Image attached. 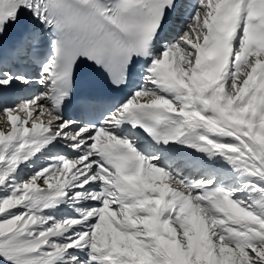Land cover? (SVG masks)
I'll return each mask as SVG.
<instances>
[{"label": "snow or ice", "instance_id": "snow-or-ice-1", "mask_svg": "<svg viewBox=\"0 0 264 264\" xmlns=\"http://www.w3.org/2000/svg\"><path fill=\"white\" fill-rule=\"evenodd\" d=\"M0 264H264V0H0Z\"/></svg>", "mask_w": 264, "mask_h": 264}]
</instances>
